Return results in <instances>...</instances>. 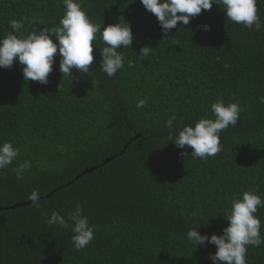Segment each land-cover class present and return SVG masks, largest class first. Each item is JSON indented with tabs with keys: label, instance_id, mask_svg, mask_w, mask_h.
Segmentation results:
<instances>
[{
	"label": "trees",
	"instance_id": "1",
	"mask_svg": "<svg viewBox=\"0 0 264 264\" xmlns=\"http://www.w3.org/2000/svg\"><path fill=\"white\" fill-rule=\"evenodd\" d=\"M82 9L102 27L120 17L131 24L134 41L120 46L115 76L99 68V33L88 73L62 77L59 49L47 84L24 81L18 61L0 68V143L20 150L0 170V209L14 207L0 211V264H212L216 246L195 248L188 229L222 235L234 197L264 198V30L229 20L218 5L167 36L140 0H83ZM257 9L264 21V0ZM64 11L63 0H0V37L11 19L24 21L26 35L55 28ZM144 45L153 48L147 58ZM140 99L147 103L137 109ZM218 100L241 107L237 125L221 132L222 151L193 159L190 147L168 141L172 115L174 127L214 118ZM25 160L30 168L17 179ZM34 190L39 208L27 199ZM77 203L96 226L79 251L70 229L46 223ZM255 215L264 237V208ZM246 261L264 264V244L248 246Z\"/></svg>",
	"mask_w": 264,
	"mask_h": 264
},
{
	"label": "clouds",
	"instance_id": "2",
	"mask_svg": "<svg viewBox=\"0 0 264 264\" xmlns=\"http://www.w3.org/2000/svg\"><path fill=\"white\" fill-rule=\"evenodd\" d=\"M82 3L83 0H63L65 11L58 26L51 29L34 26L26 35L24 21L11 19L10 31L6 36L0 37V68L10 69L14 61H18L22 66L24 81L47 84L59 49V70L62 77H69L74 71L88 73L95 59L93 41L99 33V38L105 44L99 48L102 57L99 68L107 77L115 76L124 68L120 46L123 45V49L130 48L134 41L131 24L120 17L118 22L102 27L92 21L82 9ZM140 3L155 16L165 36L172 29H177L178 22L187 26L202 10H211L213 5H218L225 16L237 24H243L248 29L255 28L256 31L264 30V21L258 15L257 0H140ZM201 27L210 31L207 24ZM152 50V47L144 45L140 48L139 55L147 58ZM224 67L227 68L228 65L225 64ZM146 103V99H140L136 108L141 109ZM260 103H264V96L260 97ZM210 107L214 118L202 116L192 125L174 127L176 116L172 115L165 124L169 130L168 141L180 149L190 147L193 159L207 161L209 157L222 151L221 132L229 126L235 127L239 120L241 107L236 102L225 103L218 100ZM19 151L10 141L0 143V170L11 165L19 156ZM188 154L182 153L184 156ZM29 168L30 162L27 160L18 165L15 169L17 179H22ZM39 197V191L34 190L27 199L33 207L39 208ZM258 208H264V198L255 191H243L232 199L231 207L223 215L228 225L223 229L222 235H201L202 224H194L188 229L186 239L195 248L206 245V242L215 245V253L209 254L212 264H247L248 246L259 247L264 244L261 221L255 215ZM46 223L70 229L73 233L72 244L77 251L84 249L95 239L96 226L90 223L79 203L66 216L53 211Z\"/></svg>",
	"mask_w": 264,
	"mask_h": 264
},
{
	"label": "water",
	"instance_id": "3",
	"mask_svg": "<svg viewBox=\"0 0 264 264\" xmlns=\"http://www.w3.org/2000/svg\"><path fill=\"white\" fill-rule=\"evenodd\" d=\"M89 172H91V171H88V172L85 171V173H89ZM15 207H18V206H15ZM11 208H14V207H11ZM11 208L0 209V211H2V210H8V209H11Z\"/></svg>",
	"mask_w": 264,
	"mask_h": 264
}]
</instances>
